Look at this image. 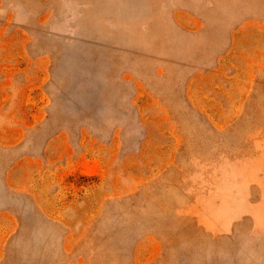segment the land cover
I'll return each instance as SVG.
<instances>
[{
	"label": "rangeland",
	"instance_id": "374dc122",
	"mask_svg": "<svg viewBox=\"0 0 264 264\" xmlns=\"http://www.w3.org/2000/svg\"><path fill=\"white\" fill-rule=\"evenodd\" d=\"M0 264H264V0H0Z\"/></svg>",
	"mask_w": 264,
	"mask_h": 264
}]
</instances>
